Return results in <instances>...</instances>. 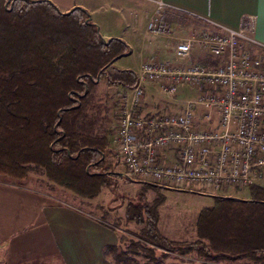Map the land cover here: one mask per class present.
<instances>
[{
    "label": "trees",
    "instance_id": "16d2710c",
    "mask_svg": "<svg viewBox=\"0 0 264 264\" xmlns=\"http://www.w3.org/2000/svg\"><path fill=\"white\" fill-rule=\"evenodd\" d=\"M128 51L118 38L105 41L80 8L62 13L48 0H0V175L26 186L30 170H42L51 184L86 198L114 187L120 173L108 158L107 107L98 87L102 79L122 88L137 84L135 70L114 65ZM140 182L124 216L139 229L121 234L124 250H106L117 262L140 264L129 254L143 252L145 264H165L173 254L264 264V186H252L249 199L213 196L198 214L197 239L189 241L161 232L166 196L160 186Z\"/></svg>",
    "mask_w": 264,
    "mask_h": 264
},
{
    "label": "built area",
    "instance_id": "2783aa9c",
    "mask_svg": "<svg viewBox=\"0 0 264 264\" xmlns=\"http://www.w3.org/2000/svg\"><path fill=\"white\" fill-rule=\"evenodd\" d=\"M148 30L164 32L161 9ZM253 18L239 28L208 24L176 45V59L147 58L138 82L116 100L112 144L129 179L165 189L236 197L264 186V45ZM196 49L209 62H193ZM165 96L198 92L178 111L144 109L147 84Z\"/></svg>",
    "mask_w": 264,
    "mask_h": 264
},
{
    "label": "crops",
    "instance_id": "0c3cea01",
    "mask_svg": "<svg viewBox=\"0 0 264 264\" xmlns=\"http://www.w3.org/2000/svg\"><path fill=\"white\" fill-rule=\"evenodd\" d=\"M48 1L62 13L76 8L84 10L105 41L112 38L124 41L129 51L118 57L114 65L137 73L147 58L155 57L163 62L176 59V45L181 39L179 29L175 28L180 26L188 30L193 29L190 26L205 28L216 24L237 29L244 19L252 17V37L264 45V0ZM160 2L163 3L162 17L168 14L176 18L162 19L167 28H172L171 32L148 30ZM203 56L206 52L196 49L191 61ZM156 90L155 85L147 84L146 111L159 109ZM175 95L165 96L172 102L163 105L164 109L182 110L191 101L187 100L184 105V100ZM120 237L117 228L89 210L38 189L0 182V264H134L117 262L113 253L106 252L107 247L122 246ZM191 260L165 264H240L239 261Z\"/></svg>",
    "mask_w": 264,
    "mask_h": 264
},
{
    "label": "rangeland",
    "instance_id": "374dc122",
    "mask_svg": "<svg viewBox=\"0 0 264 264\" xmlns=\"http://www.w3.org/2000/svg\"><path fill=\"white\" fill-rule=\"evenodd\" d=\"M10 4V3H9ZM8 4V5H9ZM164 32H171L172 28H167V24H164ZM196 30H201L203 27H191ZM179 29L178 35L183 40L188 37L189 33L193 29L184 28L180 26L175 28ZM180 41V40H179ZM209 62L210 58L203 56L200 60L193 62ZM122 62L119 63V66ZM121 90L118 85H108L105 79L99 82L98 95L107 107L106 120L102 127L103 135L107 136L109 141V148L111 149L109 160L112 163L113 170L119 172L120 175L115 179L114 187H103L100 194L94 198L82 197L72 190L60 186L54 185L48 182L45 173L42 170L32 169L29 172V178L25 181L27 187H31L38 190H43L49 194L65 200L67 203L75 205L77 207L84 208L91 211L94 214L99 215L104 221L117 228L120 234H123L125 230L129 229L131 232L137 231L139 226L134 223L126 224L124 222L126 206L131 201L138 200V190L142 187V184L137 179H129L125 176L124 167L122 166L115 149L113 148L112 129L115 124V108L117 96ZM155 97L160 101L159 109H164L168 102H172L165 96H163L158 90L155 92ZM175 97L183 99V103L187 100L195 101L198 97V92L195 89L189 87H180ZM181 105V103H179ZM0 182L13 183L14 179L8 176L0 175ZM162 193L166 196L165 203L160 207L161 220L159 228L161 232L168 238L175 240H189L194 241L197 239L196 222L198 214L202 208L211 206L213 204V196L203 193L198 190H179V189H165L161 187ZM249 192H242L239 196H232L233 198L249 199ZM155 197L154 191L148 192V199L152 200ZM117 220H121V225L117 226ZM125 246L122 245L119 250H124ZM166 262H179V261H193L191 259H200L198 257H178L176 254L171 255ZM129 257L140 263H145L146 258L144 253L129 254ZM129 258V259H130ZM190 259V260H189ZM240 264H253L248 260H240Z\"/></svg>",
    "mask_w": 264,
    "mask_h": 264
},
{
    "label": "water",
    "instance_id": "95a60500",
    "mask_svg": "<svg viewBox=\"0 0 264 264\" xmlns=\"http://www.w3.org/2000/svg\"><path fill=\"white\" fill-rule=\"evenodd\" d=\"M69 13V12H68ZM119 173V172H118ZM229 198H233V197H229Z\"/></svg>",
    "mask_w": 264,
    "mask_h": 264
}]
</instances>
